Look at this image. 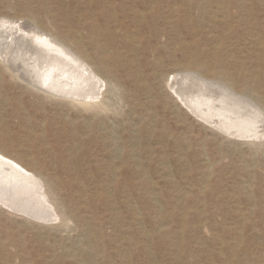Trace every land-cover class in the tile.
I'll return each instance as SVG.
<instances>
[{"label":"rangeland","instance_id":"1","mask_svg":"<svg viewBox=\"0 0 264 264\" xmlns=\"http://www.w3.org/2000/svg\"><path fill=\"white\" fill-rule=\"evenodd\" d=\"M227 3L0 0L79 41L115 89L48 98L0 61V152L56 178L60 214L0 206V264H264V139L218 131L168 84L197 70L264 104V0Z\"/></svg>","mask_w":264,"mask_h":264},{"label":"bare ground","instance_id":"2","mask_svg":"<svg viewBox=\"0 0 264 264\" xmlns=\"http://www.w3.org/2000/svg\"><path fill=\"white\" fill-rule=\"evenodd\" d=\"M235 1L239 0H228L226 6ZM78 42L67 43L62 35L34 21L0 17V61L5 71L48 98L96 105L104 91L113 93L115 89ZM196 71L185 69L168 77L176 98L194 116L222 133L264 139V104L226 84L206 80ZM55 184L56 178H46L0 152V206L42 222L59 220L51 190Z\"/></svg>","mask_w":264,"mask_h":264}]
</instances>
